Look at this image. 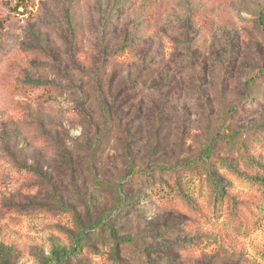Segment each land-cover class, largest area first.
Returning <instances> with one entry per match:
<instances>
[{
    "label": "rangeland",
    "instance_id": "374dc122",
    "mask_svg": "<svg viewBox=\"0 0 264 264\" xmlns=\"http://www.w3.org/2000/svg\"><path fill=\"white\" fill-rule=\"evenodd\" d=\"M79 236L264 264V0H0V264Z\"/></svg>",
    "mask_w": 264,
    "mask_h": 264
},
{
    "label": "trees",
    "instance_id": "16d2710c",
    "mask_svg": "<svg viewBox=\"0 0 264 264\" xmlns=\"http://www.w3.org/2000/svg\"><path fill=\"white\" fill-rule=\"evenodd\" d=\"M204 155H205V157L210 158V154H209L208 150H206L204 152ZM211 159L209 161L202 160V162L204 164H206L207 167H211V166L213 167V163H212L213 160H211ZM184 163L187 164V161L184 162ZM142 169H145V166H143V165L140 166L139 170H142ZM215 184L217 185V183H215ZM78 239H80V236L75 239V244H74V247L72 249H70L67 252L66 251H59V252H61L60 254H59L58 251L53 252V257L50 258V259H46L43 264H70L71 259L75 255H77V254H79L81 252V251H79L80 248H79V245H78L79 244V240ZM154 252L155 251H153L152 253H154Z\"/></svg>",
    "mask_w": 264,
    "mask_h": 264
}]
</instances>
